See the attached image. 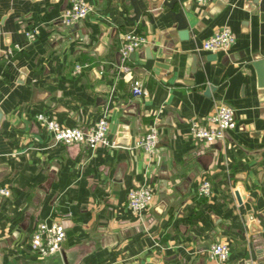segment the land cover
Returning <instances> with one entry per match:
<instances>
[{
  "label": "crops",
  "instance_id": "crops-1",
  "mask_svg": "<svg viewBox=\"0 0 264 264\" xmlns=\"http://www.w3.org/2000/svg\"><path fill=\"white\" fill-rule=\"evenodd\" d=\"M82 1L89 14L65 26L70 0H0V264H215V243L229 250L223 264H264V86L251 66L264 62V0ZM223 27L233 44L202 51ZM125 33L146 40L129 74L118 68ZM218 105L235 127L210 144L192 138L190 122ZM37 114L81 129L105 117L113 147L58 144ZM150 129L147 156L134 143ZM139 186L152 201L134 213L126 195ZM42 222L64 226L46 257L29 249Z\"/></svg>",
  "mask_w": 264,
  "mask_h": 264
},
{
  "label": "built area",
  "instance_id": "built-area-1",
  "mask_svg": "<svg viewBox=\"0 0 264 264\" xmlns=\"http://www.w3.org/2000/svg\"><path fill=\"white\" fill-rule=\"evenodd\" d=\"M202 4L208 0H194ZM91 7L82 0H70L69 6L61 13V21L65 26H70L85 18ZM26 40L33 37L32 32L25 34ZM234 42L233 34L229 29L223 27L212 36L201 43V50L215 53L226 51ZM144 37L125 33L119 37L118 46V68L121 72L129 74L131 71L129 56L136 50L145 45ZM14 51H20L21 46L15 45ZM11 54L12 50H8ZM89 67V64H76L73 67L74 73H79ZM130 93L133 97H139L143 93L141 83L137 80L132 81ZM35 121L47 132L52 135L54 142L63 146L81 144L88 149L93 150L96 147H113L107 139L108 123L105 117H101L93 127L67 128L63 127L53 120L47 119L42 114L34 117ZM235 127L234 112L225 105H218L211 110L200 122L192 120L189 125L188 133L194 139L203 140L206 143L220 141L225 131L232 130ZM157 134L154 129H150L146 134L140 136L134 143V148L142 150L147 156H150L156 146ZM210 193V185L203 181L198 185L197 195L206 198ZM8 189L0 187V196H8ZM152 201V190L148 186H139L127 192L126 206L134 213L144 211ZM264 220V217H263ZM64 239V226L61 222L45 224L44 222L35 225L29 237L30 251L39 257H46L57 253L60 250ZM229 250L226 245L215 243L209 246L206 251L207 258L215 264H223L228 257Z\"/></svg>",
  "mask_w": 264,
  "mask_h": 264
},
{
  "label": "water",
  "instance_id": "water-1",
  "mask_svg": "<svg viewBox=\"0 0 264 264\" xmlns=\"http://www.w3.org/2000/svg\"><path fill=\"white\" fill-rule=\"evenodd\" d=\"M133 57V53L130 55V59ZM251 66L256 70L257 73V87L262 89L264 86V62L263 60L254 61ZM207 90V89H206ZM237 202H240V197L237 193L234 194Z\"/></svg>",
  "mask_w": 264,
  "mask_h": 264
}]
</instances>
